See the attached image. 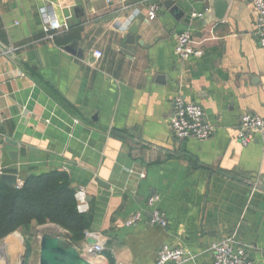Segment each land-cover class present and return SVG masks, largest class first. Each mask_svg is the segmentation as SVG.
Instances as JSON below:
<instances>
[{
  "label": "crops",
  "instance_id": "1",
  "mask_svg": "<svg viewBox=\"0 0 264 264\" xmlns=\"http://www.w3.org/2000/svg\"><path fill=\"white\" fill-rule=\"evenodd\" d=\"M167 1L0 0V43L14 48L0 55V177L8 168L18 182L67 172L75 190H87L85 233L93 234L72 245L52 223L33 238L20 230L0 241V264L24 263L28 239L38 264L48 232L93 264H157L166 245L185 252L182 264H211L213 244L235 234L264 264V146L258 135L244 146L237 133L243 115L264 118L256 10L228 0L214 21L209 0H173L185 12L177 19ZM153 4L160 10L150 20ZM43 7L60 23L71 17L70 28L47 33ZM134 23L135 44L124 47ZM187 30L201 58L175 54L176 35ZM74 42L77 53L64 49ZM178 96L204 108L212 138L173 137ZM152 195L165 228L150 222ZM136 213L141 220L127 226ZM99 242L104 251L87 254Z\"/></svg>",
  "mask_w": 264,
  "mask_h": 264
},
{
  "label": "built area",
  "instance_id": "2",
  "mask_svg": "<svg viewBox=\"0 0 264 264\" xmlns=\"http://www.w3.org/2000/svg\"><path fill=\"white\" fill-rule=\"evenodd\" d=\"M112 0H107L110 3ZM252 4L256 10L255 19V34L258 40V44L264 49V0H247ZM160 10L158 4H153L149 8V19H155ZM42 13L46 24L45 31L47 33L58 30H68L70 28L69 19H64L63 23H60L57 19L49 18L46 8L43 7ZM140 10L137 11V14ZM194 17L202 18L203 14L193 15ZM131 20V19H130ZM192 32L184 31L176 35L175 39V54L181 60H189L191 58H201L203 51L195 49L191 45ZM14 48H6L0 43V55L10 54ZM95 58L99 59L102 56L100 51L94 53ZM171 133L178 141L186 140L190 137H195L198 140H208L215 134V127L206 121V115L204 108L196 103L185 99L182 96H178L174 100L173 111L170 118ZM238 139L242 145L248 146L255 135H258L264 146V118L256 114L247 113L243 115L237 125ZM145 175L142 174L141 177ZM23 185V181L17 182L16 187L20 188ZM75 199L77 203V210L80 214H86L90 211V202L88 201L87 190L84 188L77 189L75 192ZM158 196L152 195L147 200V206L151 210L150 222L154 225H158L162 228L167 227L168 220L163 211L158 207ZM142 213L134 214L128 221L127 226L136 225L142 218ZM93 234L86 232L85 236L90 237ZM213 252V262L211 264H259L249 258L247 253V247L242 246L237 240L236 235L232 234L226 237L219 243L213 244L211 248ZM104 251V245L99 242L96 245L90 246L87 250V254L97 255ZM185 252L180 248H171L169 246H163L159 253L157 264H182L185 261Z\"/></svg>",
  "mask_w": 264,
  "mask_h": 264
},
{
  "label": "trees",
  "instance_id": "3",
  "mask_svg": "<svg viewBox=\"0 0 264 264\" xmlns=\"http://www.w3.org/2000/svg\"><path fill=\"white\" fill-rule=\"evenodd\" d=\"M75 192L65 171L28 175L20 188L0 182V241L19 230L33 238L36 226L52 223L67 230L65 238L75 245L90 224L87 215L77 210ZM30 240L23 264H30Z\"/></svg>",
  "mask_w": 264,
  "mask_h": 264
},
{
  "label": "water",
  "instance_id": "4",
  "mask_svg": "<svg viewBox=\"0 0 264 264\" xmlns=\"http://www.w3.org/2000/svg\"><path fill=\"white\" fill-rule=\"evenodd\" d=\"M210 10L213 11L214 21L223 20L226 10L228 8V0H209ZM166 7L170 8L175 13L177 19L184 17L185 12L176 5V2L169 0L166 2ZM78 15V14H77ZM80 16V15H78ZM138 34L137 23L132 24L131 28L125 39L124 47L132 46L135 44V37ZM66 51L73 54L77 53V43H71L64 47ZM79 54V52H78ZM17 173L18 171L13 168L5 169L1 173V181L5 184L15 187L17 185ZM56 229H59L57 226ZM40 257L38 264H93L69 242L61 238V236L55 232L43 233L39 241ZM23 264V262H22Z\"/></svg>",
  "mask_w": 264,
  "mask_h": 264
},
{
  "label": "rangeland",
  "instance_id": "5",
  "mask_svg": "<svg viewBox=\"0 0 264 264\" xmlns=\"http://www.w3.org/2000/svg\"><path fill=\"white\" fill-rule=\"evenodd\" d=\"M47 224H48V223H47ZM47 224L39 225V227L41 228L42 226H46ZM54 225H56V224H54ZM36 227H37V226H36ZM36 227H35V228H36ZM19 231H20V230H19ZM19 231H16V232H19ZM20 232H21V231H20ZM11 235H13V233H11L9 236H11ZM9 236H8V237H9ZM8 237H6V238H8ZM12 240H13V239H12Z\"/></svg>",
  "mask_w": 264,
  "mask_h": 264
}]
</instances>
